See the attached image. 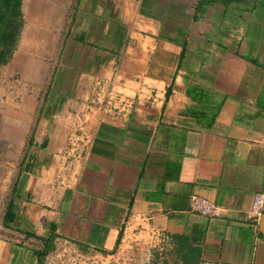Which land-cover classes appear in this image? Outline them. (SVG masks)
<instances>
[{
	"label": "crops",
	"instance_id": "obj_1",
	"mask_svg": "<svg viewBox=\"0 0 264 264\" xmlns=\"http://www.w3.org/2000/svg\"><path fill=\"white\" fill-rule=\"evenodd\" d=\"M19 11L0 57V264H264V204L247 216L264 181V0Z\"/></svg>",
	"mask_w": 264,
	"mask_h": 264
},
{
	"label": "trees",
	"instance_id": "obj_2",
	"mask_svg": "<svg viewBox=\"0 0 264 264\" xmlns=\"http://www.w3.org/2000/svg\"><path fill=\"white\" fill-rule=\"evenodd\" d=\"M20 0H0V57L7 55L14 46L21 25Z\"/></svg>",
	"mask_w": 264,
	"mask_h": 264
},
{
	"label": "built area",
	"instance_id": "obj_3",
	"mask_svg": "<svg viewBox=\"0 0 264 264\" xmlns=\"http://www.w3.org/2000/svg\"><path fill=\"white\" fill-rule=\"evenodd\" d=\"M264 204V181L262 184V189L253 194L251 200L250 208L247 212L248 217H256L261 213ZM191 207L202 213L216 214L217 207L210 201L203 199L197 195L191 197Z\"/></svg>",
	"mask_w": 264,
	"mask_h": 264
},
{
	"label": "water",
	"instance_id": "obj_4",
	"mask_svg": "<svg viewBox=\"0 0 264 264\" xmlns=\"http://www.w3.org/2000/svg\"><path fill=\"white\" fill-rule=\"evenodd\" d=\"M262 231H263V233H264V226H262Z\"/></svg>",
	"mask_w": 264,
	"mask_h": 264
}]
</instances>
